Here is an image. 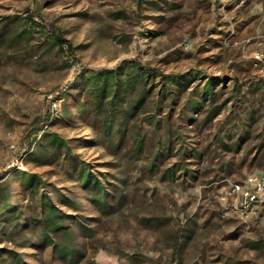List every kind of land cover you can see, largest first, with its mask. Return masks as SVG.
I'll use <instances>...</instances> for the list:
<instances>
[{
	"label": "rangeland",
	"instance_id": "rangeland-1",
	"mask_svg": "<svg viewBox=\"0 0 264 264\" xmlns=\"http://www.w3.org/2000/svg\"><path fill=\"white\" fill-rule=\"evenodd\" d=\"M264 0H0V264H264Z\"/></svg>",
	"mask_w": 264,
	"mask_h": 264
},
{
	"label": "built area",
	"instance_id": "built-area-1",
	"mask_svg": "<svg viewBox=\"0 0 264 264\" xmlns=\"http://www.w3.org/2000/svg\"><path fill=\"white\" fill-rule=\"evenodd\" d=\"M220 198L241 216L254 214L264 207V173H254L242 180L229 181Z\"/></svg>",
	"mask_w": 264,
	"mask_h": 264
}]
</instances>
